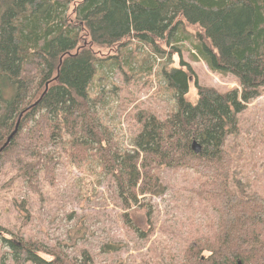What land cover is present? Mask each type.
Listing matches in <instances>:
<instances>
[{"label":"trees","instance_id":"16d2710c","mask_svg":"<svg viewBox=\"0 0 264 264\" xmlns=\"http://www.w3.org/2000/svg\"><path fill=\"white\" fill-rule=\"evenodd\" d=\"M185 25L198 29L196 49L209 70L234 76L240 89L200 86L182 60L178 68H165L176 111L164 120L135 111L141 130L133 149L122 151L100 124L92 98L101 64L95 49L132 39L170 43ZM192 81L195 103L188 99ZM263 90L264 0H0V149L19 122L0 152V174L12 169L32 186L41 177L53 184L60 162L45 149L60 140L76 166L92 160L113 179L129 210L141 206L140 197L165 194L163 169H193L201 182L195 194L218 222L211 234L188 243L184 264H264V196L237 179L225 144L237 134L238 115ZM3 244L17 264H91L87 253L78 260L35 242L19 247L0 226Z\"/></svg>","mask_w":264,"mask_h":264},{"label":"rangeland","instance_id":"374dc122","mask_svg":"<svg viewBox=\"0 0 264 264\" xmlns=\"http://www.w3.org/2000/svg\"><path fill=\"white\" fill-rule=\"evenodd\" d=\"M197 34V28L185 25L171 45L168 40L155 45L132 39L122 47L95 49L101 64L92 98L97 99L100 124L122 151L133 149L141 130L135 111L161 120L176 111L165 68H178L182 60L194 69L200 86L220 92L240 89L234 76L211 72L199 58ZM188 99L197 102L194 81ZM225 144L233 154L237 179L264 196V90L238 115L237 134L229 135ZM68 147L56 140L45 149L60 162L53 184L41 177L38 187L32 186L12 169L0 174V226L19 247L35 242L61 248L78 260L87 253L91 264H184L188 243L211 234L217 224L218 214L195 194L201 182L193 169H163L165 194L140 197L141 206L127 210L113 179L92 160L76 166L64 152ZM144 233L148 236L142 237ZM106 246L118 250L107 253ZM0 264H17L8 244L0 246Z\"/></svg>","mask_w":264,"mask_h":264},{"label":"water","instance_id":"95a60500","mask_svg":"<svg viewBox=\"0 0 264 264\" xmlns=\"http://www.w3.org/2000/svg\"><path fill=\"white\" fill-rule=\"evenodd\" d=\"M18 126H19V122L16 125V128H15L14 132L9 136L6 144L3 146V148L0 149V152L10 143L12 138L16 135V133L18 131ZM192 149H193L194 153H196V154H200L202 152V146L197 141L193 142ZM238 264H242V263L238 262Z\"/></svg>","mask_w":264,"mask_h":264}]
</instances>
